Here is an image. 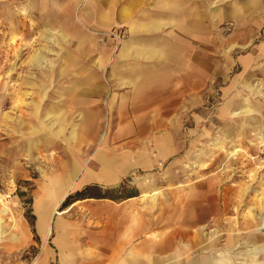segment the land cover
<instances>
[{"label":"rangeland","instance_id":"1","mask_svg":"<svg viewBox=\"0 0 264 264\" xmlns=\"http://www.w3.org/2000/svg\"><path fill=\"white\" fill-rule=\"evenodd\" d=\"M87 1L36 0L28 7L26 0H0V207H9L0 220L16 236L0 240L1 259L32 262L41 249L34 201L51 177L65 180L70 174L63 168L72 173L75 166L51 218H62L82 237L85 229L105 227L117 264L132 243L153 236L174 239L166 248L174 264L204 257L209 264H264V252L236 253L262 243L254 234L264 237V221L261 234L247 227L251 215L264 213L257 208L264 204V0L237 16L233 5L241 0H206L217 18L193 39L192 54L194 66L204 67L203 83L195 71L194 93L139 105L109 99L123 92L115 85L114 59L97 62L101 75H93ZM98 37L114 55L125 38L123 29ZM40 51L45 58L35 63ZM86 185L117 187L116 197L78 198L60 209L67 194ZM182 208L191 213L186 218L197 217L191 228L173 222ZM138 225L139 237L130 242ZM232 228L242 235L229 245L224 240ZM197 229L202 241L193 246ZM213 233L220 242L211 246ZM47 243L52 247L51 237Z\"/></svg>","mask_w":264,"mask_h":264},{"label":"crops","instance_id":"2","mask_svg":"<svg viewBox=\"0 0 264 264\" xmlns=\"http://www.w3.org/2000/svg\"><path fill=\"white\" fill-rule=\"evenodd\" d=\"M34 1L36 0H26V5L34 7ZM241 1L242 5H233L235 16L244 12L245 8H255L259 4V0ZM210 4L213 5L214 2L211 0ZM86 5H89V22L92 29L90 38L93 75H101L102 70L98 69L97 62L103 61L105 65L114 59L111 66L112 74L117 77L115 85L119 92L123 91L109 99H116V102H121L122 105L127 104L128 100L132 102V105L172 103L177 100L174 96L195 92L196 82L193 81L195 71H198L197 80L203 83L204 67L199 64L198 67L194 66L192 54L193 39H200L205 34L207 20L210 25H213L217 18L214 12L216 9H213L212 13L207 11L206 0H88ZM78 19L81 22L79 17ZM63 27L68 26L66 24ZM55 29L64 31V28L55 27ZM122 29L125 38L115 55L110 46L105 44L101 47L97 44L99 34L101 35L104 31ZM64 34L69 37L65 31ZM109 38L114 41L113 37ZM116 64H119L118 68ZM74 98L75 101L81 102V97L76 95ZM63 169L70 175L61 181L70 187L77 170L75 166L72 173ZM45 186V194L34 201L38 232L35 231L37 233L35 235L41 243V249L28 264H117L116 259L110 260L109 246L112 239L110 238V241L107 239L105 227L85 229L83 232L85 236L82 237L80 231L64 224L62 218L57 216L55 217L57 220L51 218L52 214L58 210L59 199L62 198L60 195L56 200V194L59 191L56 189H60L61 186L58 185L60 187L57 188L54 186V189L47 184ZM180 211L185 214L186 209L182 208ZM175 217L173 215L172 218ZM1 219L3 220V217ZM185 219L177 224L191 228L193 224L189 221V217ZM175 220L173 219V222ZM3 224L8 233L0 240L14 241L16 236L10 233L11 226L5 220ZM134 230L136 233L134 234V231L131 233L130 242L133 240L132 237L136 235V238L139 237V225ZM179 234L183 235L186 232L182 230ZM194 235L195 232L190 241L193 246L198 243V237ZM49 237L52 238V247L47 243ZM173 240L170 238L171 243L164 238L158 241L153 236V238H145L142 242L132 243L133 248H130L129 256L126 259L123 258L121 263L174 264L170 256L166 254V248L172 247ZM205 262L210 263L208 258L204 257L202 260L195 258L191 263L186 260L185 264H205ZM0 264H6L1 256Z\"/></svg>","mask_w":264,"mask_h":264},{"label":"bare ground","instance_id":"3","mask_svg":"<svg viewBox=\"0 0 264 264\" xmlns=\"http://www.w3.org/2000/svg\"><path fill=\"white\" fill-rule=\"evenodd\" d=\"M50 35L51 34H46L45 36L48 38V39H51L52 37H50ZM45 58V56L42 54V52L40 51V52H37L36 54H34V62L35 63H39L40 62V60L41 59H44ZM231 153H232V151H231ZM233 162H235L236 160H232ZM58 185H60V186H58ZM70 185V184H69ZM47 186H50V188L52 187H54V186H56V188L57 187H60V189H56L58 192H57V194H56V200L59 198V196L61 195V197H62V195H64V193H66V191L68 190V187L69 186H66V185H64V182L63 181H60V180H58V179H50L48 182H47ZM54 189V188H53ZM156 193V191H153L152 192V195H154ZM191 196V195H190ZM45 197V196H44ZM218 197V196H217ZM54 200V199H53ZM0 201L2 202V200H1V197H0ZM41 202V201H40ZM218 202V201H217ZM259 210H262V211H264V204H259V206L257 207ZM224 209H225V207H224ZM9 211V207L7 206V205H5V204H3L1 207H0V213H2V214H6L7 212ZM41 211V210H40ZM179 212V214L178 215H176V217L175 218H172V219H178V220H184L185 219V217H186V214H191V213H189V211L188 210H186V212H185V214H183V211H178ZM42 217V216H41ZM180 218V219H179ZM197 218V217H196ZM189 219V221L190 222H192L193 220H197V219ZM257 218V219H256ZM57 220V219H56ZM186 220V219H185ZM262 221H264V213H262V214H260L259 216H257L256 217V215H251V217L249 218V222H250V224L248 223L247 224V227H250V225L251 226H254L255 228H256V230H257V232L259 231L260 232V226H259V224H261V222ZM261 231L262 232H264V230H262L261 229ZM195 232V234H197V237H198V235H200V238H198V242L200 241H202V236H201V231L200 230H195L194 231ZM249 232V231H248ZM252 232V231H251ZM215 233H213L212 234V236L210 237V241L208 242V244L209 245H216V244H214V241H215V243L216 242H220V237H219V235H217L218 233H216V235H214ZM260 234H261V232H260ZM5 235H6V230L4 229V224H3V222L0 220V239L2 240L4 237H5ZM242 235V233H240V231H234L233 230V228L232 229H230V233L227 235V237L225 238V242H226V244H229V245H234L235 244V242H237V241H239V239H240V236ZM254 237H256V240L257 241H259V240H262V243L261 244H257L258 242H254L253 244H251V245H253V247H251V248H244L243 249V251L242 250H239V251H237L236 253L237 254H241V253H246V254H249V255H251V256H255V254H257V253H259V252H264V237H261V236H258L257 237V235L256 234H254ZM246 241V240H245ZM248 242H250V240H247L246 241V243H248ZM219 244V243H218ZM246 256V255H245ZM182 258V257H181ZM254 258V257H253ZM256 260V259H255ZM216 262H218L217 264H222L223 263V261L222 260H218V261H216ZM190 263V262H189ZM247 263V262H246ZM205 264H207V262H205Z\"/></svg>","mask_w":264,"mask_h":264},{"label":"trees","instance_id":"4","mask_svg":"<svg viewBox=\"0 0 264 264\" xmlns=\"http://www.w3.org/2000/svg\"><path fill=\"white\" fill-rule=\"evenodd\" d=\"M117 187H111L110 189L102 190V191H95L96 186L95 185H86L81 189H78L77 191L67 194L63 198V202L60 205V209L63 208V206L69 205L73 202L74 200H78V198H94V197H104V198H114L115 193L117 191Z\"/></svg>","mask_w":264,"mask_h":264},{"label":"built area","instance_id":"5","mask_svg":"<svg viewBox=\"0 0 264 264\" xmlns=\"http://www.w3.org/2000/svg\"><path fill=\"white\" fill-rule=\"evenodd\" d=\"M109 35H112L115 37L118 41L121 40L120 33L119 32H109Z\"/></svg>","mask_w":264,"mask_h":264}]
</instances>
